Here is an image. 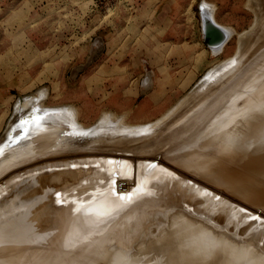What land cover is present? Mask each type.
<instances>
[{"label":"rangeland","instance_id":"rangeland-1","mask_svg":"<svg viewBox=\"0 0 264 264\" xmlns=\"http://www.w3.org/2000/svg\"><path fill=\"white\" fill-rule=\"evenodd\" d=\"M206 20L208 22L212 21L213 24L215 23V26L218 27L219 30H222V34L225 33V36L223 35L224 37H221L223 41H217V43L210 41L209 44L205 42L204 29L207 26ZM210 23L211 22H209V24ZM221 38L219 40H221ZM211 42L212 44L214 43L215 46L214 44L212 45ZM262 42L264 43V0H0V143L5 141L6 143L7 141L15 143L14 140L17 141V139L19 140L23 137H27L26 135L30 138L32 134L42 129V126L44 128L45 124L48 123L44 119L45 116L61 112L56 108L65 107L66 105L67 107L74 108L78 113H75L77 114L76 119L79 122L78 124L84 126L82 127L84 130H90L83 131L82 133V131H78L74 128L73 130L70 125H67L70 127L66 128L67 130L64 128L63 133H72L71 135L74 138H81L79 141L82 143H84L85 140L87 142L80 146V149H69L71 151H69L67 147L61 149L59 152L53 149V151L47 152L48 156L46 155V157L41 158L52 161V158L60 159L71 156L78 157L79 155L80 157H78V159H82L83 157L85 160L91 159L92 161L93 155L97 152L108 151L102 149L105 146L109 147L111 145V147H115L113 142H108L110 137L113 135H116V137H120V135L123 136L124 133L115 132V128H122L123 125L141 126L153 124L162 118L167 111L169 112L175 108V111L166 119V121H168V129H170L173 128L172 126L181 118L180 116H182L180 120H189L192 116L198 115L204 111L205 105L202 103L206 102L205 100L208 99L209 101L212 98L214 99L215 96L218 97L226 93H229V97L225 102H221L223 104L220 103L221 106L217 107L218 110H213L210 113L208 110L203 112L206 119L214 113V117H210V120H212L216 117L215 114L217 111V117L212 120L213 122L216 120V123L210 124L212 121L209 122L210 120L208 119L205 122L206 124H203L202 127L205 128L206 125L207 131L220 132L221 137H223L235 123H244L242 124L243 126L241 125L240 131L242 132L253 130L256 125L253 126L250 117L257 112L262 113L264 111V102L261 103L260 101L264 100L262 99L264 97V86L262 84L264 83V80H262L264 77H259L261 76L260 73H262L263 76L264 65H260L263 70L254 66L256 65L257 57L263 52L264 44ZM242 58H245V61ZM241 59L243 61L240 62ZM233 61L234 63H232ZM237 64H239L238 66H240V69L236 67ZM257 68L260 70H257ZM232 69L236 71L239 69L241 72L236 73ZM247 70L250 71L249 75L246 74ZM257 71L260 73H257ZM215 73H217V75ZM233 73L237 75L240 74V76L237 77L235 74L237 79H234L233 77L235 75ZM230 74H233V77L231 76L233 79L229 77L231 79L230 81L227 79V82H233V88L229 83V86L231 85V90H235L233 92L229 90L230 87L227 88V85H225L223 81L226 80ZM212 76H215V78ZM244 76H246V78ZM210 78L213 79L210 80ZM243 78H245V80ZM240 79H243L245 83H243L244 81H238ZM259 82H261V89L259 88ZM220 83H223L225 86H223V84L220 85ZM215 88L219 89L221 94L218 90L215 91ZM208 89L212 92L211 94H213V91L217 93L211 97ZM42 90H46V93L38 102L44 107L42 108L34 105L28 110V112L39 110L38 113L33 115L38 114V116L40 115L41 117L28 115L26 118L24 113H27L26 109L29 108V102H31L30 100L28 101V99L35 97V95H39ZM196 94L201 95V99L200 96L198 97ZM202 96H204V100ZM35 100L36 99H33L32 101ZM181 100L184 101L179 106L178 103ZM195 103L197 104L195 105ZM198 103L200 104L198 105ZM191 105L195 106V110ZM183 106L187 108L185 109ZM248 106H252L255 112ZM188 107L193 110L190 109V111H188ZM256 108L258 110H256ZM186 110L191 114L185 112ZM21 116H23L22 119L24 118L25 121L24 125L20 127L24 130L20 132L18 122L20 124L22 120ZM246 117L248 118L246 119ZM37 118H39L40 121L39 125L33 122L37 120ZM105 118H112L114 120H110L111 125L107 127L108 129L105 128L103 131L96 130ZM182 122L183 121L177 122L175 125L178 126ZM10 125H12L11 129ZM13 125H15V128H13ZM202 127L200 130L203 129ZM6 133L7 135L5 136ZM146 133V131H143L137 135L140 137V135ZM159 133H161V131H159ZM161 134L165 135L167 132L163 131ZM35 136H33L34 138L32 137L33 139L37 138V142L34 141V144L35 142L37 144L40 143V140L44 143V136L40 139L38 138L39 136ZM127 136L132 137L133 135ZM14 137L16 138L14 139ZM10 138L13 139L11 140ZM217 139H219L218 142L222 140V138ZM52 140L53 138L51 140L46 139L45 144L48 142L50 143ZM56 142H58V140H56ZM195 142L201 145L202 138ZM221 142L226 143V139ZM231 144L234 145L236 143L231 142ZM69 145H73V143ZM192 145L194 147H199L194 144V142H192ZM89 146L92 148H89ZM127 146H129V144H127ZM124 147H126V145H124ZM117 148L119 149L120 147ZM154 149L158 150L157 148ZM227 149H230L228 151L231 152V148L227 147ZM171 150L172 148L160 149L158 152L156 151L157 153L153 154V156H157L160 162H162V160L168 162L169 170L156 165L152 168L154 169L153 171L160 170L161 173H165L169 179L173 178V176H177V179L181 180L182 178V180L186 181L187 178L188 181L186 182L190 185L195 183L196 186H194L196 188L204 183V189H206L204 191H210L209 194L213 197L214 202L218 204H216L217 206L222 208L225 207V209L222 210L231 211L229 214L230 218L235 215L232 213H237L238 215L236 214L235 216L243 219V221L240 222V218H238L236 223H234V227L233 225L230 226L231 230L229 228L227 230V228H223V224L218 225L217 223L218 229H215L214 226H212L213 230L209 228L212 232L215 231L219 238H223L222 236H225V234L227 237L229 235L231 238H237L235 239L236 241H232L230 237H228V240L230 239L231 241L226 244L224 253H228V251L231 250L237 254V256L239 254L244 256L252 255L254 258H258L259 256L258 260L261 259L262 261L264 258L262 256L264 255V237L261 239V237L257 235L264 230V227L262 228V226H264V194L261 196L262 198H260V201H254L249 197V193L253 192L259 186L256 182L262 181L260 182L261 185L264 183V168L263 170L259 168L257 171L249 170L250 173H248L249 168L246 167L247 163L240 162V164H232L233 166L228 165L230 167L224 165L220 167L221 170H218V174L212 176L213 178H211V180L212 182L215 181L214 185L208 181H200L193 170L195 171L196 169L194 167L205 163L204 161L206 160H208L209 164L215 161L216 164L214 162V165H217V162H220V159L216 158L218 157L217 155H211L210 153L212 152L210 151H208L210 153L207 155L206 151L204 152L205 154L203 153L199 156L200 158H197V161L190 163L186 162L184 165L179 166L173 161L172 164L171 161L163 156L164 152L169 153ZM110 151H113L115 154L121 153L128 157H136L142 154L134 150L130 151L129 149H125L124 151L121 149L112 150L111 148ZM90 153H93V155H90ZM86 155L92 157L86 158ZM43 159L42 162L46 161ZM86 164L90 165L89 163ZM172 165L175 167L177 166V169ZM78 166L80 168L84 165ZM91 166H93V164ZM60 168L65 167L61 166ZM79 168L77 169L78 172L80 171ZM183 168L184 170L190 168V171L186 169L184 173ZM49 169H51V167ZM186 171L190 172V175L186 173ZM227 171L229 172L227 173ZM174 172L176 173L174 174ZM221 174L223 176L225 175V177ZM244 174L248 177L249 175L252 177L250 180H243L241 176H245ZM215 176H218V178ZM219 177L220 180L217 182L216 180L219 179ZM222 177L226 181L233 179L237 184V188L228 189L223 186L224 184L220 183L223 179ZM248 177L247 179H249ZM31 178L30 173H23L22 176L16 177L10 182L12 186L4 191L3 196H7L15 184L24 183ZM66 183L65 189L62 187L63 190L73 187L70 181ZM69 183L71 185L70 188ZM179 183L180 181H178V184ZM61 185L64 186V183ZM263 185L262 187H264ZM188 188L186 190L190 189ZM79 190H81L83 194L74 190V197L70 195L67 197V195L71 193L69 191L64 196L67 199H64L63 203L76 204L78 201L82 207L90 203L91 200L79 201L78 198L85 199L92 191L90 189L82 190V188H79ZM263 191L264 189H260L261 193H264ZM128 192L130 193L131 191ZM32 193L34 194V192ZM32 195H30L31 197H29L28 200L31 201ZM101 195L102 194L98 192V195L94 198H99ZM1 196L2 195H0V200ZM160 197L163 198L164 196ZM218 201L223 203L220 204ZM228 201H230V205H228ZM237 203L240 205L238 206ZM12 204L13 203L9 201L8 206L3 207L4 209L1 208L0 211L12 207ZM177 204L176 201L173 206L176 207L175 209L171 208L168 210L164 207L165 210L164 208H158V211L164 213L163 217L165 215L168 216V221L166 220L167 216L164 219H160V217H162L160 213L161 215H159L158 221L162 220L164 222L163 224L161 221L163 225H160V227L162 226L164 228H167L165 224L168 222V231L175 234V236H179V238L181 236L182 239L185 238V243L190 234L187 232L182 233V228H188L189 225L185 222L188 221L192 223L197 219L194 217L199 215L192 214L191 217L188 214L192 218L188 220V215L184 212L188 208H185L184 205H182L184 209L178 208ZM242 204L244 206H242ZM81 208L78 209L73 207V211H81ZM236 208L237 211L235 212ZM232 209H234V212ZM188 210L192 211V209ZM218 211H220V209H217V212ZM177 212L178 214L181 212L180 219L185 221H178L182 224L173 225L172 223L176 220L169 218V216ZM158 213L159 212L152 213V215L157 216ZM204 219L203 216L202 220L204 221ZM251 220L254 221V223L257 221L255 223L256 225L253 223L255 226L252 225ZM244 221H248L246 222L247 224L244 223ZM261 221L262 225L260 228L262 230L259 228ZM242 222L245 224V227L249 224L252 225V229L254 228V238L253 235L251 236L254 242L256 240L255 243L253 241L250 242V240H252L251 236H245V233H243L248 229L242 230L245 229ZM249 222H251V224ZM210 223L213 224L212 221ZM210 223L208 224L209 226L211 225ZM148 224L150 227L154 223L151 224L150 222ZM240 225H242V227H240ZM201 227L208 228L206 223H204V225H194L193 229H201ZM240 228H242L240 230L241 233L239 231ZM149 230L150 228H144V226H142V228L141 226L137 227V229H134L132 232L133 238L131 237V240L120 242V244L117 243V246L114 248H116V250H122L121 252H123V255L126 257L134 253L135 256L132 258V262H141V252L144 251L142 248L147 245V240H149L147 237L144 239L142 233L144 232L145 234L146 232V234H150ZM139 231L143 237L140 235L136 236L135 233ZM211 231L200 230L198 234L202 237L205 236V234H210ZM232 231L236 234H232ZM237 231H239V233ZM256 233L257 235L255 238ZM152 234L153 233H151L149 237L153 236ZM236 235H240L241 237H235ZM140 241H142V244ZM204 241H207L206 246L209 247L212 239L207 238ZM220 242L217 243L215 247L224 246L225 243L223 241L224 244ZM106 243L107 246L110 247L111 243ZM153 250H155V248H151L150 252L152 253ZM163 250L164 248H158L153 257L157 256L158 258ZM178 255L179 253H174L173 255L168 254V256H163L162 259L167 257L168 264H172L174 259L176 262L173 264H193L194 261H187L185 257L180 259ZM203 258L205 257L202 256V259ZM153 262L155 261L149 260L147 264H152ZM107 263H113V261L106 260L102 262V264ZM221 264H224V262H221Z\"/></svg>","mask_w":264,"mask_h":264},{"label":"bare ground","instance_id":"bare-ground-1","mask_svg":"<svg viewBox=\"0 0 264 264\" xmlns=\"http://www.w3.org/2000/svg\"><path fill=\"white\" fill-rule=\"evenodd\" d=\"M209 22L213 24L212 21H209ZM209 22L208 21L206 22L207 26ZM213 25H215V23ZM220 30L218 28L219 36H216L215 34H213L210 41L215 42V43H217V41H220V42L223 41L222 38L225 36V33L222 34V30L221 31ZM220 38L221 40H219ZM242 59L244 60L245 58H242ZM242 59L240 60V62L243 61ZM234 61L232 63H234ZM238 65L239 64L236 65L237 68L240 67ZM260 65L261 66L264 65V49H263V52L257 57V62H256V65L254 66L261 69ZM258 68L257 70H260ZM232 70H234V72L236 73L241 72L240 70L239 71L237 70L238 72L235 69H232ZM261 70H263V68ZM250 71L247 70L246 74L249 75ZM257 73H260V72L257 71ZM215 74L217 75V73ZM233 74H230L228 78L223 76L226 78V80H223V81H224V84L227 85V88L233 84V82L232 83L227 82L228 80L230 81V79L233 77ZM260 74L261 76H259L258 74L257 75L259 77H264V73H263V76H262V73ZM236 75L233 77L234 79L236 78ZM239 76L240 74L237 75V77ZM244 77L246 78V76ZM213 78H215V76ZM213 78H210V80ZM245 78L243 79L245 80ZM243 79L242 80L240 79L238 81H244ZM262 80H264V78ZM229 83L231 84L230 86H229ZM243 83H245V81ZM221 84L223 83H220V85ZM224 84L223 86H225ZM258 84H260L259 88L261 89L262 88L261 82H259ZM262 84L264 86V83ZM232 88H233V85H232ZM216 90L220 92L219 89L215 88V91ZM229 90H231V87ZM208 91L210 94L212 93L209 89ZM215 91H213V94H211V97L212 95H215V93H217ZM231 91L233 92L235 90L232 89ZM45 93H46V90H42L40 91V94L38 93L39 95L37 96L35 95V97L28 99V101L29 100L31 101L29 102L30 106L29 108L26 109L27 113L23 112L26 118L28 115L38 116V114L37 115H33V114L38 113L39 110L38 111L36 110L34 112H30V111L28 112V110L34 105L43 108L44 106H42V104H40L38 100L40 101V99L44 97ZM263 93H264V90H263ZM228 94L229 93H226L218 97L215 96L214 99L212 98L209 101L208 99L205 100L206 102H203L201 100H198V101L203 102L202 104L205 105L204 111L208 110V112L210 113L213 110H216L218 106H221L220 105L221 102H225L227 100V98L229 97ZM197 95L198 97L200 96V99H201V95L196 94V96ZM211 97H208V98H211ZM203 98L204 96H202V99ZM205 98H206V95H205ZM33 99H36L37 101L36 100L32 101ZM262 99H264V97ZM184 100H181L178 103L179 106L183 103ZM260 101L261 103L264 102V100H260ZM196 104L197 103H195V105ZM199 104L200 103H198V105ZM183 107L185 108V106ZM194 107L195 106H193L192 108ZM248 107L252 108V106H248ZM250 108H247V109H250ZM44 109H47V108H44ZM56 109L61 112H58L57 114L53 113V114H50L49 116L47 115L45 116V118L43 117L48 123L45 124L44 128L42 126L41 127L42 129L37 130L36 133L32 135L33 136L36 135L35 137L39 136L38 137L39 139L43 138L42 136H44L43 139H45V141L46 139L51 140L53 138V140L56 139L58 140V142H56V140L55 141L52 140L50 141V143L47 141L49 144L48 143L45 144L46 142L42 139L44 143L41 142L40 140V143L37 144L36 143L37 138L33 139L34 137L32 135L29 138L28 135H26L28 138L23 137L22 139H19V140L17 139V141L14 140L15 143L8 142V141L7 143L6 141L3 143L1 142L2 144L0 143V195H2L1 200H0V209L8 206L9 201L13 203L12 207H8L6 210L0 211V264H102V262L106 260L113 261V263H107V264H147L149 260L155 261L152 264H168V258L165 257L164 259H162V257L165 255L168 256V254L173 255L174 253H179L178 256L180 257V259L185 257L187 261L188 260H190L191 262L194 261L195 263L193 262V264H196V263L197 264H221V262H224V264H264L262 263L264 262L263 261L264 258L262 259V261L261 259L258 260L259 256L258 258H254V256L252 255L244 256L242 254H239L237 256V254H235L231 250L228 251V253H224V248H226V244L229 243V241L231 240L236 241L235 239L237 238L234 239L228 235V237H230L231 239V240L230 239L228 240V237L226 234L225 236H222L223 238H219L217 234L215 233V231L212 232L210 229L213 230L212 226H214L215 229H218V226L216 225L217 223L218 225L223 224V228H227L228 230V228L230 229L231 225H233L234 227V223H236V220H238V218L240 217L235 216L237 213H232L235 215H233V217L230 218L229 214L231 211L222 210V209H225V207L222 208V207L217 206L218 204L214 202L213 197H211L209 194L210 191L209 192L207 191L208 193L204 191L206 190L204 189V186H205L204 183L201 186L197 185L198 188H196L195 183L193 185H190L186 182L188 181L187 178H186V181L182 180V178L181 180L177 179V176L175 177L173 176V178L169 179V177L165 175V173H161L160 170H156L154 172L153 171L154 169H152L154 166L158 165V167L161 166V168H165L169 170L168 169L169 164H167L168 162H164L163 160L162 162H160L157 156H153V154L157 153L160 149L164 150L165 148L167 149L172 148V150L169 153L164 152L163 156L167 158V160L171 161V163L173 161L177 163L179 166L184 165V163L186 162L190 163V162L197 161L198 160L197 158H200L199 156H201L206 151H207V155L210 152H212L210 153L211 155H217L219 158L218 157L216 158L220 159V162H217V165H214L215 161H213L212 164H209L208 160H206L207 163L206 161H204L205 163L201 162L202 164H200L197 167H194L196 170L195 171L193 170V172L197 174L198 179L200 181L202 180L204 182L208 181V182L213 183L214 185H215L214 183L215 181L212 182L211 178H213L212 177L213 175L218 174L219 172L218 170L219 169L221 170L220 167L224 165L231 166L232 164H237V163L240 164V162L241 163L244 162V163H247L246 167L249 168L248 171L249 170L257 171L259 168H262L263 170L264 168V111L262 113L256 111L257 113L250 117V120L252 121L253 126L256 125V127L253 130H247V131L242 132L240 131L241 125L244 123L242 122L235 123V125L231 127V129L227 131L225 135H223V137H221L220 132L207 131L208 129L206 130V125H205V128L202 127V125L206 124L205 122L208 119L210 120V117H212L214 114L213 113L208 119H206L203 113L204 111H202L198 115L196 114L192 116L189 120H184V119L180 120L182 118V116H180L181 118L178 119L176 123L177 122L179 123L181 121L183 122L178 126L175 125L176 124L175 123L172 126L173 128L168 129V121H166V119L168 118V116H170L175 111V108H173L169 112L167 111V113L162 118H160L158 121H156V123L152 122L153 124L141 125V126L123 125V123H125L123 122L122 128L120 127V128L114 129L115 132L117 131L122 134L124 133L123 136L120 135V137H116V135H113L112 137L108 139V142H113V145H115V147H111V145L109 147L105 146L104 148L99 147V148H102L108 151L97 152L94 155L93 153H90V155L92 154L93 157L86 155V158L92 157L93 158L92 161L91 159L85 160V158L83 159V157L82 159H78V157H80L79 155L78 157L77 156L75 157L67 156L68 158H65L62 156L63 158H60V159L52 158V161H50V160H46V158L43 159L41 157H46V155L48 156L47 152L51 150L53 151V149L54 151L55 149L58 150V152L65 147H67L68 150L76 149V148L80 149V146H82L83 144L87 142L85 140V142L82 143L81 141H79V139L81 138H74L71 135L72 133H67V134L63 133L64 128L66 129L71 126L72 129L74 128L78 131H82V133L83 131L90 130V129L84 130L82 128L84 126L78 124L79 122L76 119V116L78 113L76 112L74 108L67 107L65 105V107H58ZM190 109L191 108L188 107V111H190ZM252 110L255 112L253 108ZM256 110L258 109L256 108ZM188 111L186 110L185 112H188ZM216 114H218L217 111H216ZM216 114L215 116L217 117ZM23 116H21V119ZM38 117H41V116L39 115ZM247 118L248 117H246V119ZM111 119L110 118L103 119L102 124H100V126L96 130L103 131L105 128L110 126ZM212 120H210L209 122H211ZM24 121L25 119L23 118L20 124L18 122V128L20 129L19 130L20 132L24 130L20 128L24 125ZM215 121L216 120H214V122L212 121L210 124L212 123L215 124L216 123ZM67 125H70V126L68 127ZM11 126L12 125H10V129L12 128ZM13 126H14L13 128H15V125ZM201 127L203 128L202 130H200ZM61 131H62V134H61ZM143 131H146L147 133L144 135L142 134L139 137L137 134H140ZM159 131H161V133H163V131L167 132V134H165L166 136L159 133ZM126 134L133 135L134 137L133 136L129 137ZM6 135L7 133L5 134V136ZM16 137H14V139ZM200 138H202V144L198 145L195 141H198ZM217 138H222L221 141L226 139V143L221 142V141L218 142L219 139ZM39 139H38V142H39ZM34 141H36L35 144H34ZM192 142H194V144H196L199 147H196V146L194 147L192 145ZM231 142L236 143V144L233 145L231 144ZM70 143L71 144L73 143V145H69ZM127 144H129V146H127ZM124 145H126V147H124ZM117 147H120L119 149L124 150V151L125 149L126 150L129 149L130 151L134 150L142 154L136 157H131V156L128 157L127 155H124L121 153L115 154L113 151L112 152L110 151L111 148L112 150L114 149L119 150ZM227 147L231 148V152L228 151L230 149H227ZM89 148H92V147L89 146ZM154 148H157L158 150H155ZM49 153H52V152H49ZM42 159L46 161L42 162ZM86 163H89L90 165H87ZM92 164L93 166H91ZM78 165H84V166L83 167L81 166L79 168ZM61 166L65 168H60ZM50 167L51 169H49ZM78 168L80 169L79 172L77 171ZM185 170H184V173H185ZM176 171L180 172L178 170ZM228 172L229 171H227V173ZM23 173H30L32 178L24 183L17 184V185L15 184L13 188L11 189V191L9 192V194L7 196H3L4 191L8 190V188L12 186L10 185L11 184L10 182L16 177L22 176ZM175 173L176 172H174V174ZM186 173L190 175V172L186 171ZM248 173H250V171ZM221 175H218V176H221ZM244 175L245 176H241V179L243 180L245 179L250 180V178L252 177V176L250 177V175L249 177L246 174ZM218 176L217 177L215 176V177L218 178ZM246 176L249 179H247ZM223 177H225V175ZM218 180H220V177L216 181L218 182ZM69 181L71 182L73 187L70 188L71 185L69 183L70 189L67 188V190H63L62 187H64L65 189V186L67 184L66 182H69ZM178 181H180L179 184H178ZM221 181L220 183L224 184L223 186H225L228 189L237 188V184L234 182L233 179L230 181H226L223 178ZM260 182H256V184H258L259 186L253 192L249 193L250 194L249 197L254 201H260L261 200L260 198H262L261 196L264 194L260 192V189H264V187H262L264 183H262L261 185ZM63 183H64V186L61 185ZM220 183L218 184L222 185ZM186 187L187 188L189 187L190 189L188 188L189 190H186L187 189ZM79 188H82V190L90 189L92 191L90 192L89 196L86 197L85 199H82L79 197L78 198L79 201L91 200V202L88 203L85 207H82V205L78 201L76 204H73V203L64 204L63 200L67 199L64 196L69 191L71 193H69L67 197L69 195L74 197L73 195L74 190H77L80 194H83V192L79 190ZM210 190H214V189H210ZM128 191H131V192L129 193ZM32 192H34V194ZM98 192L102 194L101 197L94 198L95 196L98 195ZM30 195H32L31 201L28 200L29 197H31ZM129 196L131 197V199H127V197ZM160 196H164V197L161 198ZM176 201L178 203L177 204L178 208L180 207L184 209V207L185 208L187 207L190 210L192 209V211H189L188 209L184 211L187 215L188 214L190 216L192 214L199 215L196 217L193 216L194 218H197L198 220L195 219V221L192 223L188 221L185 222L187 223V225L191 227L190 228L188 226V228L186 227L182 228V233L187 232L190 234L189 238L187 239V242L185 243H184L185 238L182 239V236L179 238V236H175V234L168 231V222H166L165 224L167 228H164L162 226L160 227V225H163L164 222L162 220L158 221L159 215L162 214V217H160V219L161 218L164 219L167 216L165 215L163 217L164 213H161V211H158V208L163 209L165 207L168 210H170L171 208L175 209L176 207H173V206ZM218 202L220 203L221 201H218ZM229 202L230 201H228V205H230ZM182 205H184V207ZM242 206L244 205L242 204ZM73 207H76L78 209L82 207L81 208L82 210L73 211ZM240 208L242 207L240 206ZM217 209H220V211L217 212ZM233 210L234 209H232V211ZM236 211H237V208L235 212ZM156 212H159L157 216L152 215V213H156ZM171 215L172 216H169V218L176 220L172 223L173 225L182 224L179 222L185 221V220L180 219L181 212L180 214H178L177 212ZM250 215H247V216H250ZM188 216L187 218L188 220H190L192 216L191 217L190 216L188 217ZM203 216L205 218L204 221L202 220ZM263 217H264V214H263ZM167 219H168V216L166 220ZM161 221L163 222V224L161 223ZM211 221L213 222V224L210 223ZM241 221H243V219L240 218V222ZM150 222L151 224L152 223L154 224L149 227L148 223ZM246 222L244 221V223ZM251 222L253 225L254 221L251 220ZM251 222L249 223L251 224ZM204 223H206L208 228L201 227V229L200 228L193 229L194 225L196 224L204 225ZM209 223L211 224L210 226L208 225ZM252 225L248 224L245 227V224H244L245 229L240 228L239 231L241 229L242 230L248 229L247 231H244L243 233H245V236H248V237L253 235V238H254L255 232L253 230L254 228L252 229ZM261 225H262V221H261V224H259V228L261 227ZM139 226H141V228L142 226H144V228H150L149 230L150 234L153 233L152 234L153 236L149 237L150 236L149 233L146 234L145 232L146 235L144 234V232L142 233V235H144V239L145 237H147L149 238V240H147L148 241L147 245L143 246L144 248H142L144 251L141 252V258H140L141 262L136 261V263H133L132 258L135 256L134 253L131 256L126 257L123 255V252H121L122 250L121 251L116 250V248L114 247L117 246L116 245L117 243L120 244V242L131 240L133 238L132 232L134 231V229H137V227ZM240 227H242V225H240ZM263 227L264 226H262V228ZM200 230H208V231H211V233L205 234V236L201 237L200 234H198ZM239 231L237 232L239 233ZM233 232L234 231H232V234L235 235L236 233H233ZM201 233H204V232H201ZM257 233L255 234V238H256ZM135 234L136 236H139V235L142 236L140 231ZM237 236H240V235H236L235 237ZM257 236L261 237L262 239V237H264V230L262 232H259ZM207 238L212 239V241L209 244V247L206 246L207 241H204ZM253 238L252 240H250V242L254 240ZM219 240L225 243L224 244L222 242V244H224L225 247L224 246H220L218 248L215 247L217 243L220 242ZM259 241H260V238H259ZM106 242L111 243L110 247L107 246ZM141 242L142 241H140V243ZM151 248H155V250H153L152 253L150 252ZM158 248L159 249L164 248L162 254H159V256L161 257L159 256L158 258L157 256L153 257L155 254V251L158 250ZM202 256L205 258L202 259ZM262 256L264 257V255ZM174 262H176L175 259L173 260L172 264ZM175 264H178V263H175Z\"/></svg>","mask_w":264,"mask_h":264},{"label":"water","instance_id":"water-1","mask_svg":"<svg viewBox=\"0 0 264 264\" xmlns=\"http://www.w3.org/2000/svg\"><path fill=\"white\" fill-rule=\"evenodd\" d=\"M213 34L219 36L218 28L213 24L206 26L204 29L205 42L209 43Z\"/></svg>","mask_w":264,"mask_h":264},{"label":"snow or ice","instance_id":"snow-or-ice-1","mask_svg":"<svg viewBox=\"0 0 264 264\" xmlns=\"http://www.w3.org/2000/svg\"><path fill=\"white\" fill-rule=\"evenodd\" d=\"M34 123H36L37 125H39V118H37V120H35V121H33ZM122 198H124V197H122ZM127 199H131V197L129 196V197H127ZM255 218V217H254Z\"/></svg>","mask_w":264,"mask_h":264}]
</instances>
